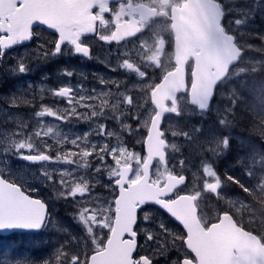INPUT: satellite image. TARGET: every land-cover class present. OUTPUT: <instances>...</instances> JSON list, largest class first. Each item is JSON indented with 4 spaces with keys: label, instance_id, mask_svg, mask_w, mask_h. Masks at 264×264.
<instances>
[{
    "label": "snow or ice",
    "instance_id": "1",
    "mask_svg": "<svg viewBox=\"0 0 264 264\" xmlns=\"http://www.w3.org/2000/svg\"><path fill=\"white\" fill-rule=\"evenodd\" d=\"M257 7L264 9V0L239 9L240 16L235 17L237 10L229 7L225 0H117L115 7L110 6V0H0V60L8 49L38 37L40 26L57 34L51 51L40 46L44 59L63 55L65 44L72 46L74 54L91 58V47L84 39L87 36L95 35L105 43L119 44L148 33L152 42L140 39L141 58L162 73L160 82H148L147 68L125 58L118 67L135 72L143 81L140 86L143 104L133 95H117L110 103V89L100 94L96 89L81 91L65 85L54 90L53 95L63 99L69 107L60 112L41 106L35 113L37 117L48 116L61 121L73 117L86 121L101 117L115 119L121 124V132L128 134L138 133L143 128L146 135L137 141L145 146L143 156L130 150L122 140L111 146L107 140L99 144L84 143L87 137L80 136L63 140L75 150L54 149L41 137V132L44 136L51 134L52 128L41 127L39 131L25 134L27 125L21 126L20 138L0 152V163L11 154L39 164L42 169L39 179L49 183L60 196L81 206L78 218L86 226L92 245L78 254L58 251L54 261L37 262L31 257L13 256L8 264H155L157 255L163 256L169 251H174L175 255L169 258L168 264H264V150L253 146L249 155L239 160V177L227 172L220 175L214 170L215 161L231 147L230 126L239 97L233 91L228 97L229 105L222 111L217 110L218 126L226 131L198 144L205 155L202 182L191 190H184L189 181L184 174L185 159L169 163L170 159H175L169 155V150L179 152L177 143L170 140L169 135L183 137L184 143L192 145L199 141L202 129L195 126L188 130L176 129L170 123L165 124V114L182 116L188 105L198 109L200 115L210 114L218 86L245 71L244 68L234 69L233 65L242 60L243 51L251 46L239 44L231 26L247 24ZM258 38L264 41V34ZM169 47L171 52L166 50ZM28 71L26 62L16 65L15 72ZM61 71L68 77L73 76V70ZM99 83H111L117 90L120 88V81L116 80L101 78ZM18 99L9 97L13 104ZM149 102L152 107L147 109V116L137 114L145 110ZM119 105H126L127 110ZM78 108L89 111L78 112ZM254 115L258 119V122L253 121L254 130L264 140V105L254 110ZM127 120L135 121L138 127L133 128ZM92 134L101 138L116 135L104 123H99ZM33 137L40 138L39 145ZM53 151L55 155L51 154ZM257 156L259 169L254 167ZM90 157L99 161L94 168ZM49 163L75 164L93 169L95 173L106 172L105 187L111 189L113 199L104 204L93 203V186L86 178H74L68 170L54 175L44 167ZM245 174L250 178L247 183L242 179ZM230 186L242 190L248 203L227 201L228 206L220 208L210 220L201 208L202 200L212 194L217 200L225 199L224 189ZM30 190L34 189L6 178L0 168V233L35 232L47 227L48 205L28 194ZM237 203L249 215L246 223L233 212ZM151 205L159 206L174 218L182 226L183 234L173 233L164 223H160L159 231L141 228L138 220L151 218L144 210ZM141 233L143 244L138 241ZM148 242H153L156 250L151 255L141 254V248ZM0 264L6 262L0 260Z\"/></svg>",
    "mask_w": 264,
    "mask_h": 264
},
{
    "label": "rangeland",
    "instance_id": "2",
    "mask_svg": "<svg viewBox=\"0 0 264 264\" xmlns=\"http://www.w3.org/2000/svg\"><path fill=\"white\" fill-rule=\"evenodd\" d=\"M225 2L229 7L237 10L234 15L235 17H239V9L250 7V5L256 3V0H225ZM231 27L234 30L233 34L237 37L239 44L251 46L246 47L242 60L239 61L234 69H246L250 66L257 67L264 63V51L258 50L264 49V41L258 38V35L264 34V9L257 7L253 18L250 19L247 24L241 26L233 24ZM37 31L39 32V36L27 43L30 45H19L13 49H8L3 60H0V152L8 148L11 141L20 138L19 133L21 126L27 125L25 134L31 133L32 131H39L41 127L44 130L52 128L53 132L51 134L44 136L43 132H41V137L43 141L52 145L54 149L63 148L65 150H75L70 143H63V140L65 137L71 140L72 138L80 136L87 137L84 143L92 142L99 144L107 140L111 146H116L122 140L123 144L128 146L130 150L140 153L141 156L145 155L144 144L142 142H137L146 135V131L143 128H140L138 133L128 134L121 132V124L115 119H105L101 117L99 119L93 118L90 121H86L84 119L74 118L76 121L70 122L57 120L54 117L45 116L41 118L35 115V113L41 109V106L52 107L53 110L60 112L68 107L64 102H61L63 101L61 98L56 102L52 101L53 98H56L53 95L54 90H52L55 88L54 84H61V82L64 83V86L70 85L74 89H79L81 91L96 89L97 93L100 94L110 89L112 93V95L108 97L110 103L115 101L117 95H133L139 103L143 104L144 102V96L140 92V86L143 81L135 72L118 67L119 64H122L123 59L121 62L117 60L118 58L116 62L107 61L106 59H111L113 53L104 54V44L99 39L97 41V53L92 58L89 68L86 67L84 61H81L82 63L79 62L80 64H74L69 62V58L64 55V64H58V61L61 60V55H58L50 57L48 61L55 66L53 75L45 71L44 73H46L47 76H45L43 80L34 77L38 75L39 69V63L33 64L34 56L38 52H41V45H43L45 51H51L54 47L53 41L56 38L44 27H39ZM150 35L145 33L140 36V39H149V44H151ZM138 43H140V40ZM66 48L67 47L64 49ZM137 48H139V45ZM114 53L118 55L117 48ZM141 57L142 50L138 49L133 51L132 56L128 59L130 62H134L142 68H147L150 76L148 82L158 83L162 75L161 71L152 68L149 62ZM21 61L27 63L30 71L23 74L15 72L16 65ZM104 64L105 68L103 66ZM114 66L118 68L117 71L111 70ZM91 69L94 70L95 76L88 75V71ZM61 70H73V76L68 77L64 75ZM75 71H78L79 74H74ZM240 74H242V72L233 75L223 86H218V91L214 98V108L210 114L200 115L198 114V109L188 105L187 110L182 116L177 117L175 114H168L165 116V124L170 123L176 129L182 128L188 130L192 126L202 129V135L199 141L192 145L184 143L183 137L172 138L169 135V139L177 143L179 147V152L169 150V155L175 157V159H170V165L177 163L179 159H185L187 165L184 174L189 178V181L186 186H184L185 191L198 187L202 182V160L205 159V155L202 153L200 147H198V144L208 137L219 135L221 131H226L222 126H218L217 110L222 111L229 105L228 97L232 95L233 91L239 99H243L242 92L238 90L234 82V80L237 82L240 79ZM101 78L107 81H120L119 90H117L114 85L111 86V83L101 85L99 83V79ZM241 84H243V82ZM56 89L58 88H55V90ZM11 96L19 98L15 104L10 102L9 97ZM247 99V103L254 109L259 110V108L264 105V102ZM96 103H99V100H97ZM119 107L125 111L127 110L126 105H119ZM151 107L152 105L149 102V104L145 106V110L137 114L146 117L147 109ZM87 111L89 110L82 108L80 112ZM105 111L107 112V109ZM117 115H119V113H117ZM253 121L254 120L250 121V123L254 127ZM99 123L106 124L107 128L116 133V135L110 138H101L93 135V129L96 128ZM126 123L131 124L132 127L134 126L133 128L138 127L133 120H127ZM230 132L232 137L231 147L226 154L215 161L214 170L220 175L227 172L228 174L235 173L239 177L241 176V173L238 171V169L241 168L239 160L248 156L253 146L259 150H264V140L260 138L259 132L251 133L240 129V126L237 125L234 120H232ZM33 139L38 145L40 144V138L33 137ZM51 154L55 155V151L51 152ZM259 159V156H257L254 165L257 169L260 168ZM89 160L92 161L93 168L99 163V161L91 157ZM109 163H111L110 160ZM249 164H252L251 160H249ZM5 165L7 166L5 167ZM44 167L53 171L54 175H58L60 171L68 170L73 173L74 178L78 179L81 176L86 178L93 186L91 196L93 203L104 204L114 197L111 189L105 187L107 183L106 172L95 173L93 169H85L77 167L75 164L70 165L63 163H49ZM0 168L4 170L6 178L18 180L24 183L25 187L34 189L29 191L33 196L41 197L44 201L48 200L49 203L51 201V207H49L50 219L47 227H45V231L40 233L30 232L29 234L36 240L35 242L39 247L42 246L47 248L46 258L43 260L48 259L54 261L58 251H66L69 255H72L91 248V237L86 231V226L83 225L78 218L81 206L70 198L60 196L57 190L49 183L42 182V180L39 179L42 175V169L39 164H30L9 154V157L0 163ZM242 179L247 183L250 178L245 174ZM245 195L246 194L242 193V190L238 187L230 186L224 189L225 199L217 200L214 194L206 196L201 202V208L204 214L212 220L220 208L228 206L227 201H243V203L247 204L248 200L244 199ZM79 199L80 198L77 197V200ZM89 206H92V203H90ZM144 210L149 213L151 218L147 221L141 218L139 224L141 228L159 231L160 223H164L173 233L183 234L178 224L157 206H145ZM233 212L236 213L237 217H242L245 223L249 219L248 213L243 208H240L239 203L236 204V208L233 209ZM104 231L106 235V230ZM169 242L171 241L169 240ZM140 243L143 244L144 242ZM177 244L179 245L180 242L177 241ZM155 246L153 242H148L146 246L141 248V253L151 255L156 250ZM30 251H33L31 245L21 247L19 243L15 245L0 243V260H4L6 264H8L9 258L13 256L31 257L37 262L42 260L41 256L32 254ZM174 255V251L165 252L163 256L157 255L155 264H168L169 258Z\"/></svg>",
    "mask_w": 264,
    "mask_h": 264
},
{
    "label": "trees",
    "instance_id": "3",
    "mask_svg": "<svg viewBox=\"0 0 264 264\" xmlns=\"http://www.w3.org/2000/svg\"><path fill=\"white\" fill-rule=\"evenodd\" d=\"M256 70L253 71L252 69ZM236 86L239 91L242 92L243 99L237 101V107L234 110L233 119L236 121V124L240 126V129L247 130L251 133H258L254 130V127L250 121L257 119L254 115V109L251 105L247 103V98L251 101H260L264 102V63L260 64L257 67H248L245 71L240 74V79L236 82ZM243 82V84H241ZM49 207H51V201H45ZM30 233L26 232H12L7 235L0 234V243L17 244L19 243L21 247L30 246L33 248V251H30L32 254H36L42 257V260L46 258L47 248L39 247L35 242L34 238L29 235ZM40 260V261H42ZM39 261V262H40Z\"/></svg>",
    "mask_w": 264,
    "mask_h": 264
},
{
    "label": "flooded vegetation",
    "instance_id": "4",
    "mask_svg": "<svg viewBox=\"0 0 264 264\" xmlns=\"http://www.w3.org/2000/svg\"><path fill=\"white\" fill-rule=\"evenodd\" d=\"M116 3H117V0H113V1H110V6H112V7H115L116 6ZM94 11H96V9H94ZM106 15V17L108 16V14H105ZM40 27H44V26H40ZM44 28H46V27H44ZM47 29V28H46ZM49 32H50V34H52L54 37H56L57 36V34L53 31V30H50V29H47ZM150 35V34H149ZM142 36V35H141ZM84 39L89 43V45H90V47H91V53H90V56H91V58H86V57H83L82 55H78V54H74V50L72 49V46L71 45H67V44H65L64 46H63V49L65 48V47H67L66 49H64V56L65 57H67V58H69V62H71V63H74V64H80L79 62H81V61H84V64L86 65V67L87 68H89V66L91 65V60H92V58L95 56V54L97 53V45H98V43H97V41H98V38L95 36V35H91V36H87V37H84ZM140 40V38L138 39V37H130V38H128V39H126L125 41H122V42H120L119 44H117V43H115V42H113V43H111V44H108V43H105V42H103V41H101L103 44H104V49H103V53L105 54V53H110V52H112L113 53V56L111 57V59H106L107 61H109V62H116V59L119 61V62H121L122 61V59H125V58H129V57H131L132 56V52L133 51H135V50H138L139 48H137V46L139 45V43H138V41ZM148 42L150 43V40L148 39ZM27 43H29V42H26L25 44H23V45H30V44H27ZM17 46H19V45H17ZM14 47H16V46H14ZM13 47V48H14ZM13 48H11V49H13ZM116 48H117V51H118V55H116V53H114V51L116 50ZM167 51H169V52H171L172 51V48L171 47H169V48H167L166 49ZM63 55H61V60H59L58 61V64H61V65H63L64 64V57H63ZM243 55H244V51H243ZM126 56V57H125ZM50 58V57H49ZM49 58H47V59H44L43 58V54H42V52H38L35 56H34V58H33V64H36V63H39V69H38V75L37 76H34V77H36V78H38V79H40V80H43L44 78H45V76H47L46 75V73H44L45 71H48L49 73H51L52 75H53V71H54V69H55V66H54V64L53 63H49L48 61H49ZM82 63V62H81ZM239 63V62H238ZM237 63V64H238ZM104 66V68H105V64L103 65ZM113 69H116V70H114V71H117L118 70V68H116L115 66L111 69V70H113ZM78 73V71H75L74 72V74H77ZM79 74V73H78ZM88 75L89 76H95L96 74H95V72H94V70L93 69H91V70H89L88 71ZM49 79V78H48ZM50 82V81H49ZM159 82H160V80H159ZM111 86H112V84H110ZM61 86H64V83H62L61 82V84H59V83H56V84H54V87L55 88H59V87H61ZM105 87H107V86H105ZM55 88L54 89H52V90H55ZM108 88V87H107ZM56 90H58V89H56ZM60 98H58V97H56V98H53V102H56V101H58ZM61 102H64L65 104H66V102L63 100V101H61ZM67 105V104H66ZM68 106V105H67ZM69 107V106H68ZM77 111L78 112H80V111H82V108H80V109H77ZM166 115H168V114H166ZM165 115V116H166ZM74 118H76V117H73V118H71L70 120H68V121H70V122H74V121H76ZM95 119H97V118H95ZM118 123H120V122H118ZM83 127V126H82ZM134 127V126H133ZM247 131V130H246ZM247 132H249V131H247ZM140 221H141V219H139L138 220V224H140ZM179 226V225H178ZM180 228H181V230L184 232V230H183V228L181 227V226H179ZM138 241L139 242H144V240H143V233H141V235L140 236H138ZM142 254V253H141Z\"/></svg>",
    "mask_w": 264,
    "mask_h": 264
},
{
    "label": "water",
    "instance_id": "5",
    "mask_svg": "<svg viewBox=\"0 0 264 264\" xmlns=\"http://www.w3.org/2000/svg\"><path fill=\"white\" fill-rule=\"evenodd\" d=\"M110 1H113V0H110ZM235 65H233V67H234ZM144 149H145V146H144ZM145 151H146V149H145ZM20 160H22V159H20ZM23 161H25V160H23ZM26 162H28V161H26ZM29 163H31V162H29ZM34 199H40V198H36V197H33ZM41 200V199H40ZM157 207H159V206H157ZM161 209V208H160ZM163 210V209H162ZM164 211V210H163ZM165 212V211H164ZM169 215V214H168ZM170 216V215H169ZM171 217V216H170ZM172 218V217H171ZM173 220H174V218H172ZM177 222V221H176ZM178 223V222H177ZM179 224V223H178ZM180 225V224H179ZM181 226V225H180ZM182 227V226H181ZM15 231H25V230H15ZM40 231V230H39ZM14 232V231H13ZM26 232V231H25ZM27 232H33V231H27ZM35 232H38V231H35ZM9 233H11V232H3V233H1V234H9Z\"/></svg>",
    "mask_w": 264,
    "mask_h": 264
},
{
    "label": "bare ground",
    "instance_id": "6",
    "mask_svg": "<svg viewBox=\"0 0 264 264\" xmlns=\"http://www.w3.org/2000/svg\"><path fill=\"white\" fill-rule=\"evenodd\" d=\"M43 199V198H42ZM156 247V246H155ZM161 263V262H160Z\"/></svg>",
    "mask_w": 264,
    "mask_h": 264
}]
</instances>
